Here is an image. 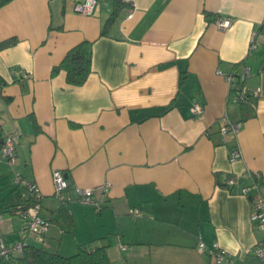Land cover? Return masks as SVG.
I'll return each mask as SVG.
<instances>
[{
    "label": "crops",
    "instance_id": "obj_1",
    "mask_svg": "<svg viewBox=\"0 0 264 264\" xmlns=\"http://www.w3.org/2000/svg\"><path fill=\"white\" fill-rule=\"evenodd\" d=\"M79 1L0 7V44L14 40L0 46V127L17 135L13 162L0 159V241L62 255L105 246L112 264H227L198 252L201 240L217 243L233 264H259L252 248L264 229L239 189L250 173L264 177V36L249 51L264 0L123 1L105 34L114 0H97L92 15L74 10ZM216 16L230 17L231 27L218 29ZM83 41L92 67L84 84H68L63 70L52 75ZM231 73L235 84L259 91L249 103L228 100ZM195 103L201 113L192 112ZM226 120L241 126L223 138ZM234 151L240 156L231 160ZM53 170L71 196L92 188L100 210L62 206ZM15 175L39 188L46 233L23 237L28 219L9 205L28 193ZM233 176L240 180L228 188Z\"/></svg>",
    "mask_w": 264,
    "mask_h": 264
},
{
    "label": "built area",
    "instance_id": "obj_2",
    "mask_svg": "<svg viewBox=\"0 0 264 264\" xmlns=\"http://www.w3.org/2000/svg\"><path fill=\"white\" fill-rule=\"evenodd\" d=\"M125 2H130V0H123ZM97 6V0H82L76 2L74 4V10L81 15H92ZM132 16L130 12L128 14V18ZM213 23L220 30H226L231 27L232 19L230 17H219L216 16L213 19ZM264 36V23L260 25L259 30L254 31L249 38V51H252L257 46V37ZM246 72L249 71L248 67L245 68ZM13 74L18 78L28 77L23 70H14ZM226 81L229 85V94L228 100L232 103L241 104L247 101L251 95H257L259 93L258 90L250 91L244 85L235 84V74L231 73L225 76ZM192 112L201 113V107L195 103L191 107ZM241 126V122H231L226 120L223 126L220 129V133L222 137L229 133H236ZM16 142L17 135L13 132H8L4 135L3 142L0 147V159L7 160L12 163L13 158L16 152ZM240 156L239 151H234L231 155V160H234ZM252 181L248 185H243L239 189V193L242 196L249 197L251 209H250V219L252 223L264 229V195H262L260 191V185L262 181H264V177H262L259 173H250ZM240 177H229L227 178L225 185L228 188L233 187L239 182ZM13 182L16 186L24 188L28 196H30L34 203L27 207L24 210L17 209L16 213L19 216H22L28 219L27 225L25 226L23 232V237L26 236L27 233L32 234H44L48 230L49 220L43 218L40 214V199L41 193L36 183L33 181H29L20 175H15ZM52 184H53V192L54 196L61 202L62 206H67L70 202L75 201L82 204H90L95 207L96 210H100V204L96 200L93 194L92 188H82L76 187L74 188L75 196H71L68 193V183L64 177V174L60 170L52 171ZM108 189V185L103 187V190L106 191ZM133 216H138L140 211L138 209H134L131 211ZM25 245L24 240L17 242L13 246H7L2 241H0V254L6 255L10 252L21 253L23 246ZM196 249L198 252L207 253L214 263L226 262L227 264H233V260L231 256L226 253L224 249H220L217 243H213L212 245H207L203 241L199 240ZM253 254L259 259V264H264V240H258L252 248Z\"/></svg>",
    "mask_w": 264,
    "mask_h": 264
},
{
    "label": "trees",
    "instance_id": "obj_3",
    "mask_svg": "<svg viewBox=\"0 0 264 264\" xmlns=\"http://www.w3.org/2000/svg\"><path fill=\"white\" fill-rule=\"evenodd\" d=\"M11 0H0V7ZM123 0H114V12L104 21L101 34H105L108 26L113 22L118 8L122 5ZM14 40H8L0 44L4 46L13 43ZM90 43L83 41L70 48L58 66L52 68V75L63 70L66 76V82L71 85L80 86L84 84L88 75L92 71ZM244 103H249V99ZM241 103V104H244ZM4 135L0 127V147ZM34 200L28 196L23 200L17 197L10 205L12 211L17 209L24 210L31 206ZM0 264H112L105 246L95 248L79 247L71 255H62L57 252L45 250L35 245L23 246L22 252H10L6 255L0 254Z\"/></svg>",
    "mask_w": 264,
    "mask_h": 264
}]
</instances>
